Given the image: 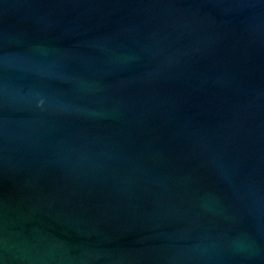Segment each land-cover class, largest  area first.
Segmentation results:
<instances>
[{
	"label": "water",
	"instance_id": "95a60500",
	"mask_svg": "<svg viewBox=\"0 0 264 264\" xmlns=\"http://www.w3.org/2000/svg\"><path fill=\"white\" fill-rule=\"evenodd\" d=\"M0 264H264V0H0Z\"/></svg>",
	"mask_w": 264,
	"mask_h": 264
}]
</instances>
